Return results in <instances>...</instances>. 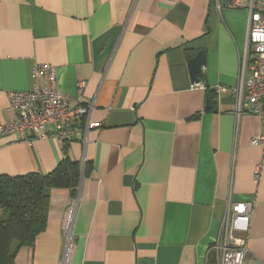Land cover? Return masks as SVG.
<instances>
[{
    "label": "crops",
    "instance_id": "1",
    "mask_svg": "<svg viewBox=\"0 0 264 264\" xmlns=\"http://www.w3.org/2000/svg\"><path fill=\"white\" fill-rule=\"evenodd\" d=\"M249 18L213 0H0V124L16 121L10 93L35 87L39 63L72 106L92 105L65 147L0 135V175L46 174L66 156L82 174L76 196L51 190L47 227L15 264H62L76 199L70 264H204L230 200L254 204L245 264H264V141L252 143L264 124L235 114Z\"/></svg>",
    "mask_w": 264,
    "mask_h": 264
},
{
    "label": "built area",
    "instance_id": "2",
    "mask_svg": "<svg viewBox=\"0 0 264 264\" xmlns=\"http://www.w3.org/2000/svg\"><path fill=\"white\" fill-rule=\"evenodd\" d=\"M219 9L224 1L229 8H246L250 13L245 48L241 54L240 86L237 89V118L244 112L258 116L264 124V0H213ZM35 87L28 91L10 93V104L17 114L14 122L0 124V135L38 133L41 138L55 137L61 147L73 141L76 120L88 116L92 105L72 106L69 97L59 88L56 67L51 63H39L34 67ZM199 86L194 83L193 87ZM85 82L80 83L79 92L83 95ZM227 91L220 86L217 92ZM48 127L52 131L47 130ZM264 141L263 135L253 137L252 143ZM261 174L257 166L255 177ZM77 199L65 210L62 231L65 236L62 264H70L75 252L73 224ZM254 214L251 202L228 201L221 221L219 236L208 250L204 264H245L249 254V233Z\"/></svg>",
    "mask_w": 264,
    "mask_h": 264
},
{
    "label": "trees",
    "instance_id": "3",
    "mask_svg": "<svg viewBox=\"0 0 264 264\" xmlns=\"http://www.w3.org/2000/svg\"><path fill=\"white\" fill-rule=\"evenodd\" d=\"M81 175L67 156L46 174L0 175V264H15L21 247L34 245L47 227L51 190L70 188L76 196Z\"/></svg>",
    "mask_w": 264,
    "mask_h": 264
},
{
    "label": "water",
    "instance_id": "4",
    "mask_svg": "<svg viewBox=\"0 0 264 264\" xmlns=\"http://www.w3.org/2000/svg\"><path fill=\"white\" fill-rule=\"evenodd\" d=\"M206 63L205 50H199L196 55L189 60V67L191 71V79L195 83H199V74L203 71ZM210 99L207 100V107L211 108Z\"/></svg>",
    "mask_w": 264,
    "mask_h": 264
}]
</instances>
